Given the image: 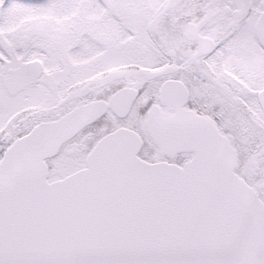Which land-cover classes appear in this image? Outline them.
<instances>
[{
  "label": "snow or ice",
  "instance_id": "6c2138e0",
  "mask_svg": "<svg viewBox=\"0 0 264 264\" xmlns=\"http://www.w3.org/2000/svg\"><path fill=\"white\" fill-rule=\"evenodd\" d=\"M0 264H264V0H0Z\"/></svg>",
  "mask_w": 264,
  "mask_h": 264
}]
</instances>
